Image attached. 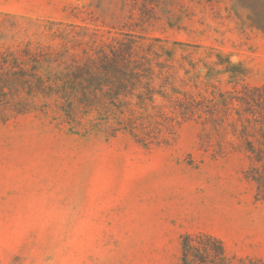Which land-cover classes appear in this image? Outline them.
<instances>
[{
	"label": "rangeland",
	"instance_id": "obj_1",
	"mask_svg": "<svg viewBox=\"0 0 264 264\" xmlns=\"http://www.w3.org/2000/svg\"><path fill=\"white\" fill-rule=\"evenodd\" d=\"M132 7L0 0V50L40 49L55 67L86 34L120 31ZM157 15L149 36L218 49L264 84V0H166ZM201 136L187 122L169 144L145 148L73 128L47 100L0 122V264H180L182 237L200 232L264 260V201L247 156H216Z\"/></svg>",
	"mask_w": 264,
	"mask_h": 264
},
{
	"label": "trees",
	"instance_id": "obj_2",
	"mask_svg": "<svg viewBox=\"0 0 264 264\" xmlns=\"http://www.w3.org/2000/svg\"><path fill=\"white\" fill-rule=\"evenodd\" d=\"M165 2L133 0L120 31L86 34L78 53L70 59L66 49L55 67L40 49L0 50V122L54 101L73 128L126 134L145 148L169 144L183 123L194 122L216 156H247L245 176L264 201V84L251 85L250 70L218 49L149 36ZM180 264L264 260L230 255L221 238L200 232L182 237Z\"/></svg>",
	"mask_w": 264,
	"mask_h": 264
}]
</instances>
